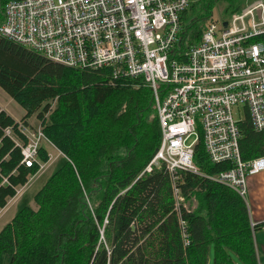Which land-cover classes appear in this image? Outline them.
<instances>
[{
    "label": "trees",
    "instance_id": "obj_1",
    "mask_svg": "<svg viewBox=\"0 0 264 264\" xmlns=\"http://www.w3.org/2000/svg\"><path fill=\"white\" fill-rule=\"evenodd\" d=\"M218 1L227 4L228 15L243 7L233 0H190L182 15L189 42L201 38L211 20L200 27L198 21L210 18ZM195 5L200 10L187 22ZM110 74L109 68L54 61L0 33V86L25 108L21 120L36 114L65 155L34 194L35 206H19L0 229V264H209L212 256L213 264H263L255 232L264 221L252 222L245 196L210 177L231 164L213 162L202 138L194 151L200 172L182 171L179 181L186 200L196 199L192 210L175 209L164 165L139 175L162 136L152 89ZM17 123L0 106V208L40 168L38 162L26 165L5 133L12 126L27 141ZM240 128L243 159L264 155V129L253 127L249 113ZM39 158L49 160L46 147Z\"/></svg>",
    "mask_w": 264,
    "mask_h": 264
},
{
    "label": "built area",
    "instance_id": "obj_2",
    "mask_svg": "<svg viewBox=\"0 0 264 264\" xmlns=\"http://www.w3.org/2000/svg\"><path fill=\"white\" fill-rule=\"evenodd\" d=\"M189 3L6 0L0 24L1 34L54 61L109 68L111 80L140 79L151 87L162 136L145 170L165 166L179 212L182 207L193 209L179 181L182 170L200 172L194 151L201 138L213 162L231 164L210 177L240 194H246L248 175L264 170V155L245 160L240 148V121L247 113L255 129H264V0H255L228 18H210L201 38L192 43L183 37L182 15ZM17 129L27 141L12 126L4 131L21 148L26 165L40 164L33 175L37 176L55 159L39 158L43 142L49 139L41 125L32 127L19 120ZM3 182H8L7 177ZM30 182L31 178L17 186L15 195ZM180 223L188 243L187 221L182 216Z\"/></svg>",
    "mask_w": 264,
    "mask_h": 264
},
{
    "label": "crops",
    "instance_id": "obj_3",
    "mask_svg": "<svg viewBox=\"0 0 264 264\" xmlns=\"http://www.w3.org/2000/svg\"><path fill=\"white\" fill-rule=\"evenodd\" d=\"M15 101L16 100L10 94L7 95L6 93H4V91H2V89H0V106H1V108L4 109L8 114H10L16 121H19L26 114V110L20 103L19 104L22 106V108L19 109V107H17L16 103H14ZM37 120H38V118H37L36 114H32L30 117H28L26 119L27 123H29L31 126H36L35 124L37 123ZM44 142H43V146L46 147L48 152H50V156H52L51 153H56L55 151L51 152L50 148H52V147H49L50 146L49 143L44 144ZM54 149H56V147L53 148V150ZM57 154H58V152H57ZM55 159H54V161H55ZM39 176H40V173H38L37 176H34V177L38 178ZM32 177H33V175L29 176V179ZM19 186H21V185H19ZM25 187H27V186H25ZM23 193H24V191L23 192L21 191V193H19L18 195H14L13 197H10L8 199L7 204L4 207L0 208V220H2L3 217L5 216V214H7L9 212V210L13 207V205L14 204L16 205V208L12 212V214L0 224V228H2L15 215L18 207L20 206L19 202L21 201ZM244 196H245L246 202L249 206L250 216H251L252 222L255 223V222H259V221H264V170H261L259 172L252 173V174L248 175L247 191H246V194ZM30 203L33 206H35L34 200H33V202H30ZM18 204H19V206H18ZM255 236H256V241H257V245H258V253L262 257V259L264 260V225L261 226L258 230H256Z\"/></svg>",
    "mask_w": 264,
    "mask_h": 264
},
{
    "label": "rangeland",
    "instance_id": "obj_4",
    "mask_svg": "<svg viewBox=\"0 0 264 264\" xmlns=\"http://www.w3.org/2000/svg\"><path fill=\"white\" fill-rule=\"evenodd\" d=\"M253 1H255V0H233V4L234 5H240L241 4L242 6H246V5L250 4V3H252ZM224 7H227V4L225 5V3L223 1H218V3H216L215 7L213 8L211 17L214 18V20H221V18L230 17V15L227 14L226 10H224ZM199 10H200L199 6H196V5L193 8H190L188 10L189 11L188 12L189 19H188L187 22H189V20L192 18V16H196L198 14ZM204 18L205 19H200L198 21V27H200L202 25L204 20H205L204 24H206L208 22V20H210V18H206V17H204ZM192 33H193V30H192V27H190L189 28V35L192 36ZM0 89H2V91H4V93L9 95L1 86H0ZM14 103H16V105H17V107H19V109L22 108V106L18 102L15 101ZM237 116H239L238 113H237ZM39 123H40V120L38 119L37 123L35 125L37 126ZM36 126H34V127H36ZM46 143H49V145H50L49 147H52V148H50L51 152H53V151L56 152V153H51L52 156H54L56 159H55L54 162H52V164L50 163L51 166L49 165L48 168L43 173H41L38 178H35V177L31 178V182L27 185V187H25L22 190V192L24 191V193L22 194L23 196L21 198V201L19 202L20 206H22L23 204H26V203L33 202L34 194L45 183V181L47 180V178L49 177L51 172L56 167L61 165L62 162H63V158L62 157H65V155H63L62 153L59 154L57 149L53 150V148H55V147L49 141H45L44 142V144H46ZM57 152H58V154H57ZM193 201H196V199L193 198ZM187 202H188V204L191 207L194 208V204L193 203H190V201H188V200H187ZM19 204H18V206H19ZM15 208H16V205L14 204L13 207L9 210V212L7 214H5L3 219L0 220V224L12 214V212L15 210ZM258 255H259V253H258ZM259 257L262 259V257L260 255H259ZM261 262L264 264V260L263 259H262ZM209 264H213V256L210 258V263Z\"/></svg>",
    "mask_w": 264,
    "mask_h": 264
},
{
    "label": "bare ground",
    "instance_id": "obj_5",
    "mask_svg": "<svg viewBox=\"0 0 264 264\" xmlns=\"http://www.w3.org/2000/svg\"><path fill=\"white\" fill-rule=\"evenodd\" d=\"M145 168H146V166L144 167V169L142 170V172L144 171V173H145V172H148V173H149V172L153 171V169H154L155 167H154L151 171H146ZM182 171H185V170H182ZM182 171H181V172H182ZM170 178H171V177H170ZM172 184H173V182H172Z\"/></svg>",
    "mask_w": 264,
    "mask_h": 264
},
{
    "label": "clouds",
    "instance_id": "obj_6",
    "mask_svg": "<svg viewBox=\"0 0 264 264\" xmlns=\"http://www.w3.org/2000/svg\"><path fill=\"white\" fill-rule=\"evenodd\" d=\"M18 122V121H17ZM27 123V122H26ZM29 124V123H28ZM41 124H39V126H40ZM38 126V125H37ZM32 127H34V126H32Z\"/></svg>",
    "mask_w": 264,
    "mask_h": 264
},
{
    "label": "water",
    "instance_id": "obj_7",
    "mask_svg": "<svg viewBox=\"0 0 264 264\" xmlns=\"http://www.w3.org/2000/svg\"><path fill=\"white\" fill-rule=\"evenodd\" d=\"M225 24H227V23L225 22Z\"/></svg>",
    "mask_w": 264,
    "mask_h": 264
}]
</instances>
